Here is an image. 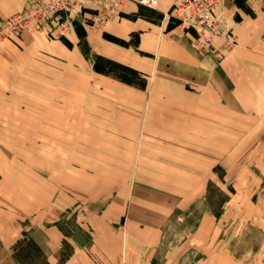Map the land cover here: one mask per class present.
Segmentation results:
<instances>
[{"label":"rangeland","instance_id":"obj_1","mask_svg":"<svg viewBox=\"0 0 264 264\" xmlns=\"http://www.w3.org/2000/svg\"><path fill=\"white\" fill-rule=\"evenodd\" d=\"M248 4L264 9V0H225L217 9L232 35L229 45L218 37L219 51L212 52L214 41L208 52L190 49L223 59L238 47L230 20L234 7L246 13ZM71 19L65 37L24 30L0 41L15 43L23 33L66 44L72 38L99 77L91 80L67 67L45 85L35 77L33 87L4 95L10 105L0 115V163L11 187L5 197L31 196L40 209L61 210L54 227L73 254L86 252L87 264H264V126H207L185 108L172 115L175 100L156 99L145 74L92 50L87 33L107 23L93 26L88 11ZM103 39L127 46L108 34ZM107 79L143 93L125 98ZM137 101L146 115L129 106ZM59 102L68 108H54ZM88 103L104 105L96 110ZM109 104L117 108L115 118L127 121L123 128L102 122ZM43 257L31 264H43Z\"/></svg>","mask_w":264,"mask_h":264},{"label":"crops","instance_id":"obj_2","mask_svg":"<svg viewBox=\"0 0 264 264\" xmlns=\"http://www.w3.org/2000/svg\"><path fill=\"white\" fill-rule=\"evenodd\" d=\"M154 1L155 9H148L135 1L127 2L118 16L103 29L88 32L92 50L96 49L97 53L145 74L151 82L150 93L156 99L168 96L175 100L171 103L177 111L172 115L178 117V108H185L197 116L198 123L202 124L203 118V124L207 126H264V9H255L248 4L250 11L246 13L253 14L250 16L234 7L230 20L238 47L217 60L212 52L220 50L221 40L214 41L211 54L195 53L190 49L191 35L170 20L168 13L180 0ZM24 7L21 0H0V23L20 13ZM104 34L123 40L127 46L120 47L104 40ZM18 37L15 43H0V115L4 104L10 105L4 102V95L18 94L26 84L33 87L35 77L42 78L45 85L52 75L61 76L69 67L75 75L81 76L85 71L91 80L99 78L91 73V61L82 56L72 38L66 44L63 40H52L40 33H23ZM106 81L112 83L115 90L123 91L125 98L130 95L139 98L143 93L127 87L118 88L120 85L116 82ZM179 99L186 104H178ZM138 102H130L129 106L146 115V109L143 112L145 105ZM103 105L88 103L85 106L101 110ZM43 106L50 109L49 103ZM104 107L109 112L107 121L103 123L113 127L117 125L118 128L127 124L126 120L114 117L115 104ZM54 108L62 110L68 107L59 102ZM121 116L125 118L124 114ZM153 117L156 123H162L158 116ZM185 120L190 125V116ZM4 173L5 167L0 163V264H17L11 247L22 236L34 241L49 264H58L62 235L54 223L58 221L61 210L51 211L50 205L48 209H40V204L31 196L30 199H16L10 192V199L6 198L4 191L11 190V187L6 186ZM87 262L86 252L76 250L65 264Z\"/></svg>","mask_w":264,"mask_h":264},{"label":"built area","instance_id":"obj_3","mask_svg":"<svg viewBox=\"0 0 264 264\" xmlns=\"http://www.w3.org/2000/svg\"><path fill=\"white\" fill-rule=\"evenodd\" d=\"M24 9L7 19L0 26V41L24 30L57 32L65 37L72 31V14L88 11L93 26L108 23L131 0H22ZM133 1V0H132ZM148 9L156 8L154 0H134ZM225 0H180L168 13L185 33L191 35L190 48L195 52H208L215 38L224 44L232 42L228 26L218 15L217 9ZM85 9V10H84ZM55 29V30H54Z\"/></svg>","mask_w":264,"mask_h":264},{"label":"trees","instance_id":"obj_4","mask_svg":"<svg viewBox=\"0 0 264 264\" xmlns=\"http://www.w3.org/2000/svg\"><path fill=\"white\" fill-rule=\"evenodd\" d=\"M114 42L119 43L120 45L126 46V43L118 42L115 39H112ZM115 69L120 70H128L120 65H111L108 64ZM94 70H99L97 68V64H94ZM63 247L59 252V261L58 264H65V262L71 257L73 254V250L69 247L68 244L62 243ZM11 252L13 254V258L17 264H31L35 259L44 258L43 253L40 248L34 243V241L26 236L18 239L11 247ZM43 264H48L45 260L42 262Z\"/></svg>","mask_w":264,"mask_h":264}]
</instances>
